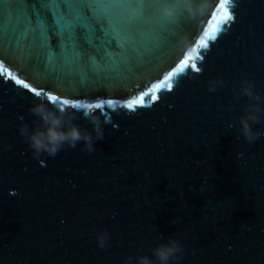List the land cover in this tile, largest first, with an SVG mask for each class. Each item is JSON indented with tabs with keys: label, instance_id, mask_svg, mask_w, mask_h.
I'll return each mask as SVG.
<instances>
[{
	"label": "water",
	"instance_id": "water-1",
	"mask_svg": "<svg viewBox=\"0 0 264 264\" xmlns=\"http://www.w3.org/2000/svg\"><path fill=\"white\" fill-rule=\"evenodd\" d=\"M168 2L156 0L150 32L82 34L84 58L54 65L53 49H71L0 0V264H123L170 236L184 246L179 264H264V135L243 139L238 118L257 101L236 92L252 81L264 108V0H201L195 19L162 16ZM37 102L89 130L73 104L91 103L104 138L91 153L81 141L34 158L18 129L39 123ZM252 127L264 133V114Z\"/></svg>",
	"mask_w": 264,
	"mask_h": 264
},
{
	"label": "snow or ice",
	"instance_id": "snow-or-ice-1",
	"mask_svg": "<svg viewBox=\"0 0 264 264\" xmlns=\"http://www.w3.org/2000/svg\"><path fill=\"white\" fill-rule=\"evenodd\" d=\"M15 3L22 4L25 8L30 7L31 11L14 8V0H3L7 16H15L19 13L28 31L44 38L48 33H52L57 36L63 49H71L72 54L67 58L60 57L58 55L60 50L53 49L48 60L54 65L60 64L62 60L74 64L84 58L80 45L82 34L85 43L96 39H102L107 43L112 38L126 39L130 33L144 34L157 27L156 0H39L38 6L36 3L29 6L27 0H15ZM231 19H233L232 15L226 10L225 22ZM193 68H196L195 64ZM16 83L23 84L25 88L29 87L22 80H16ZM171 87L170 84L169 88ZM30 91L37 96L40 95L36 88H31ZM50 99L55 101L57 97L53 95ZM63 103L68 104L69 101L65 99ZM73 107L92 108L93 105L73 104ZM95 107L101 108L102 104L97 103ZM127 107L131 109L133 105L128 104Z\"/></svg>",
	"mask_w": 264,
	"mask_h": 264
},
{
	"label": "clouds",
	"instance_id": "clouds-1",
	"mask_svg": "<svg viewBox=\"0 0 264 264\" xmlns=\"http://www.w3.org/2000/svg\"><path fill=\"white\" fill-rule=\"evenodd\" d=\"M201 8V0H170L160 8V13L168 19H178L179 14L185 15L189 19H195ZM222 84V80H215L210 85L209 91H216ZM253 88L252 81L244 80L236 90L237 98L242 95L257 101V103L247 104L243 115L238 118V130L248 143H253L261 135H264L252 127L253 124L261 122V115L264 114V108L259 105L261 97L253 91ZM52 108H55L56 111H52ZM29 111L39 117V123L34 120L31 129L28 124H22L18 131L28 143L29 148L32 149L34 158H39L43 153L54 157L61 149L75 148L81 141L83 150L91 153L94 151V142L104 138L105 122L86 109L81 108L79 112L83 113V118L91 125V130L87 127L81 128L74 123V120L78 118L76 112L69 111L66 106L47 107L46 103L37 102L31 106ZM20 119L23 120V117ZM109 239L107 233L100 234L97 238L98 246L102 249L108 247ZM148 251L151 255H126L123 264H179L184 255V246L177 238L170 236L167 243L150 246Z\"/></svg>",
	"mask_w": 264,
	"mask_h": 264
}]
</instances>
